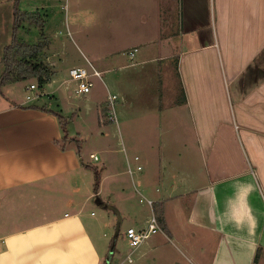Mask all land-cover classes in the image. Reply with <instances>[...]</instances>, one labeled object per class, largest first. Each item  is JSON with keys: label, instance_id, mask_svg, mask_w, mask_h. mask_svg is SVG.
<instances>
[{"label": "crops", "instance_id": "1", "mask_svg": "<svg viewBox=\"0 0 264 264\" xmlns=\"http://www.w3.org/2000/svg\"><path fill=\"white\" fill-rule=\"evenodd\" d=\"M42 4L34 11L20 8L42 15ZM157 5L163 8L160 46L151 39L143 47L129 45L119 87L102 86L101 102L96 104L95 82L78 96L68 74L54 69L45 84L51 91L34 101L11 99L13 85L3 89L0 264H105L100 227L115 228V217L103 204L114 206L111 194L124 190L121 177L134 166L151 204L147 216L126 213L139 222L136 229L154 214L160 230L135 249L139 254L135 260L131 254L130 264L264 262V0H145L141 12L148 17ZM13 11L14 0H0V74ZM133 48L145 49L144 57L130 58ZM140 71L145 77L137 80ZM108 92L118 95L116 113L131 153L123 146L127 169L112 170L110 158L101 159L94 191L91 159L100 156L89 151L85 158L72 135L87 132L62 133L65 115L46 99L58 93L72 113L85 109L105 126L111 121L105 115ZM91 100L94 105L86 106ZM94 205L102 211L98 218ZM118 211L121 222L125 212Z\"/></svg>", "mask_w": 264, "mask_h": 264}, {"label": "rangeland", "instance_id": "2", "mask_svg": "<svg viewBox=\"0 0 264 264\" xmlns=\"http://www.w3.org/2000/svg\"><path fill=\"white\" fill-rule=\"evenodd\" d=\"M20 1V7L22 9L31 11L36 10L37 3H44L46 6L42 4L44 5L42 11V16L45 19L44 25L35 27L30 25V23H22L23 26H20L18 29V37L29 43L40 40L46 42L40 58L49 65L51 64L52 69L57 71L59 75L66 76L69 68L76 66H84L87 68L92 66L99 71L101 77H93V82H95L94 91L97 92L95 98H98L96 104L103 99L102 95L105 93V89L102 86H108L111 91H116L115 87H119V77L124 72V70L120 69V66L129 62L128 56L125 55L129 45L136 43L141 46L151 39L160 46L162 41L160 26L163 8L157 5L149 9L147 17L141 12L145 8V0H125L122 4L118 0L116 3L114 0H49L50 2L48 3L46 0ZM151 2L160 4L161 0H148V5H151ZM141 17H146L147 20ZM145 21L147 24H145ZM123 52L125 53L123 54ZM144 54L145 49H140L136 53L134 61H137L139 56L144 57ZM154 64L160 63L158 61L151 65L147 64L145 65V70L153 69V67H156ZM139 68V65L135 66L136 70ZM138 74L142 75V77L137 75L135 77L137 80L145 77V71L143 73L140 71ZM29 82L30 80H26L14 84V90L8 96L11 99H15V101L25 99L26 94L30 93L25 89ZM99 82L103 85H99ZM7 88H4L5 92ZM44 88L45 91H51L52 87L50 88L45 85ZM48 98L51 99L50 102L46 99L47 105L65 115L63 117L65 130L73 134H75V131L87 132L86 135L72 136L79 139L82 150L86 153L84 154L86 159H88L87 155L89 151H94L98 157L100 156L99 160L91 159L95 167L101 162L104 156L110 158L112 170L122 166L127 167L124 166L125 150L123 146L126 147V153L130 154L131 152L127 150L129 149V140L123 131L124 125L118 113L117 123L109 121L105 126H100L97 123L98 121H95L93 115L86 113L85 109L75 108V113H72L69 104L66 103L67 101L60 99L58 93L54 97ZM90 104L94 105V102L91 100L86 106ZM106 113L107 109H105V115H107ZM61 131L63 133V129ZM102 136L104 143L100 142ZM84 137L88 139L84 140ZM101 149H110L112 151L105 152ZM177 155L182 156L183 152H177ZM201 157H204V155L202 154ZM200 159L201 168L204 170V158ZM132 168L133 173H128L121 177L124 190L120 187L118 192H115L113 195L111 194L110 202L114 203V207L117 210L120 209V211L125 212V216L120 222L118 235H114L115 228L111 225L108 226L104 223L100 227V233L105 240V255H109L110 246L114 242L113 252L110 255V264L121 263L130 252L131 247L124 237V232L130 226L137 228L139 225V222L133 220V217L128 212L126 213V211H136L138 215L143 217L147 216L149 212V203L147 202L149 196L141 188V184L137 180L140 171L137 172L138 170L135 166ZM90 172L93 175L94 183L95 171L91 168ZM105 196V194L101 195L102 198ZM98 208L95 205L92 208L95 214L94 218H98L102 212ZM112 214L115 217L114 224H116L117 216L114 215V212ZM158 232L159 230L152 233V237ZM144 245L145 243H143L142 247ZM136 250L132 253V260H135L139 254ZM130 263L125 261L121 264ZM261 264H264V262Z\"/></svg>", "mask_w": 264, "mask_h": 264}, {"label": "trees", "instance_id": "3", "mask_svg": "<svg viewBox=\"0 0 264 264\" xmlns=\"http://www.w3.org/2000/svg\"><path fill=\"white\" fill-rule=\"evenodd\" d=\"M44 22L45 19L40 13L23 11L20 8V0H14L11 41L4 47L1 57L3 64V71L0 74L1 95H4L3 89L8 85L18 84L26 80H30V84L34 83L38 89H42L54 76L55 71L52 67L40 58L46 42L40 40L29 43L18 37V29L23 26L22 23H30L32 26L41 27ZM41 107L44 108L45 106ZM60 122L63 133L66 134L64 121L60 119ZM61 146L65 147L62 143ZM90 167L95 171L93 189L97 191L100 180L99 171L95 166L90 165Z\"/></svg>", "mask_w": 264, "mask_h": 264}, {"label": "built area", "instance_id": "4", "mask_svg": "<svg viewBox=\"0 0 264 264\" xmlns=\"http://www.w3.org/2000/svg\"><path fill=\"white\" fill-rule=\"evenodd\" d=\"M137 48H133L128 54L130 57H133ZM93 77H101V73L97 71L94 67H84L76 66L71 67L68 70V81L74 82V93L78 96H83L89 93L94 85ZM30 93H27L25 96V101H34L39 98L41 93L45 90L38 89L37 85L34 83L29 84L26 88ZM118 95L116 93L108 92L106 96V108L107 114L111 121L117 123V113H116V102ZM90 157L97 159V156L90 154ZM139 168V167H138ZM129 173L131 170L129 168ZM151 204V201H147ZM160 230L157 223L156 217L154 214H151L147 222L146 227L142 229H136L135 227H128L124 232V236L128 242V245L131 247L129 254L126 256V261H131L132 252L143 242L145 241L152 233Z\"/></svg>", "mask_w": 264, "mask_h": 264}, {"label": "water", "instance_id": "5", "mask_svg": "<svg viewBox=\"0 0 264 264\" xmlns=\"http://www.w3.org/2000/svg\"><path fill=\"white\" fill-rule=\"evenodd\" d=\"M96 199H97L96 202L98 204L102 203V201L98 197ZM103 207L113 211L117 216V221L115 224V234H114L116 236V235H118L119 228H120V220H121L120 212L117 210V208H115L113 205H110V204H103ZM113 248H114V242L110 246V250H109L110 252H109V255H107V257L105 259V264H110V257H111L110 255L113 252Z\"/></svg>", "mask_w": 264, "mask_h": 264}]
</instances>
